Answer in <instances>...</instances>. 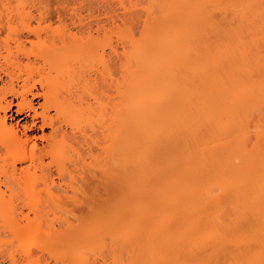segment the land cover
<instances>
[{
    "label": "bare ground",
    "instance_id": "1",
    "mask_svg": "<svg viewBox=\"0 0 264 264\" xmlns=\"http://www.w3.org/2000/svg\"><path fill=\"white\" fill-rule=\"evenodd\" d=\"M143 1L6 12L0 264H264V0Z\"/></svg>",
    "mask_w": 264,
    "mask_h": 264
},
{
    "label": "rangeland",
    "instance_id": "2",
    "mask_svg": "<svg viewBox=\"0 0 264 264\" xmlns=\"http://www.w3.org/2000/svg\"><path fill=\"white\" fill-rule=\"evenodd\" d=\"M143 6H144L143 0H2V1L0 0V12L2 15H4L3 21H1L0 24H3V22L5 21L6 12H10V10L11 11H18V12H21L24 14L25 13L28 14V12H29V14H32L34 16L39 14V12L40 13L41 12L46 13L45 11H47L48 13L52 14L51 20H49L50 22L47 21L46 23L39 25L40 26V28H39L38 23H37V19H36V17H34V19L32 18L31 21L29 20L30 21L29 22L30 28H32V30H33V28L36 30V28L38 27L40 32H39V30L36 31V35L39 34V36L42 38L45 36V34L50 35L51 34L50 31H53V33H55V35H56L57 40L58 39L60 40L62 35L67 38L68 35H70V34L73 35V34L79 32L78 31L80 28L79 21H83V23H87L86 21H88V20L86 19L87 18L86 16L88 14L86 12H91L93 10L94 13H96V15L99 14V12L101 14H103V12H107V13L110 12L108 15L111 16V19L113 18V20H112V22L114 23L113 25H115L117 27L129 26V27H131V29L134 32L137 33L140 30L141 25H142V21H143V13L141 11V8ZM87 10H89V11H87ZM95 10L98 11V13ZM61 11H62V13H61ZM101 11H103V12H101ZM57 12L59 14H64L63 12H67V17H70V16H68V13H69V15H71V17H70L71 20L69 18H66L67 20L62 19L63 22L70 20L67 24V28H65L66 27L65 22H64L65 24L62 22V25H61V22H59V20L56 19ZM72 12H73V15H72ZM74 12H76V13L80 12V14L77 13L78 15H76V17L78 18V16H79L82 18V16H83V17H86V18H84L85 20L83 18L82 19L78 18L79 19L78 20L75 17ZM65 15H66V13H65ZM73 19L74 20L76 19V21H78V23H76V21H74ZM72 20L75 23L72 24V22H73ZM48 24H51L50 29L48 28L49 31H48V29H45L46 32H44L45 30L42 27L47 28ZM76 25H78V27ZM71 26H72V28H71ZM73 27L76 29H73ZM5 28L6 27L4 25L0 26V36L2 39L5 38V36L7 34L6 33L7 30ZM18 29H20V28H18ZM41 30H43V31H41ZM36 35H33V36L31 35L32 37L30 36V39L34 40V36H36ZM59 35H61V36H59ZM14 36L15 35L12 34V37H14ZM114 45L116 46V49L117 50L119 49L118 51H120V45L116 40H114ZM115 60L118 61L117 56H116ZM37 134L40 135V133H37ZM52 212H55L54 213L55 215L52 214ZM52 212H50L51 214L49 213L51 217L48 214V217L46 216L47 218L46 217L43 218V219L46 218L45 219V221L47 220L46 223L44 220H42L44 223L43 222L41 223V224H43V225H41L42 230H45V232L48 231L49 233L54 232V231L59 232V230H62L63 229L62 227L65 226L64 223H66L65 222L67 220L66 218H68V217L63 216V219H64L63 220L62 216L59 215L60 216L59 217L56 211H52ZM30 217L32 218V215ZM48 218H49V220H48ZM68 220H70V222H72L73 219H72V217L70 218V216H69ZM46 261H48L47 262L48 264H52L54 262L53 260H49V258H47ZM49 261H51V263ZM108 263H109V261H108ZM106 264H107V262H106Z\"/></svg>",
    "mask_w": 264,
    "mask_h": 264
}]
</instances>
